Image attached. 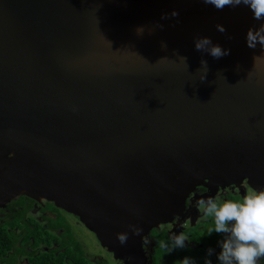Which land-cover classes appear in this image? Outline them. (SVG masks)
<instances>
[{
    "label": "water",
    "instance_id": "water-1",
    "mask_svg": "<svg viewBox=\"0 0 264 264\" xmlns=\"http://www.w3.org/2000/svg\"><path fill=\"white\" fill-rule=\"evenodd\" d=\"M260 23L202 0H0V205L51 201L145 264L143 235L203 180L264 187V48L245 39Z\"/></svg>",
    "mask_w": 264,
    "mask_h": 264
},
{
    "label": "flooded vegetation",
    "instance_id": "flooded-vegetation-1",
    "mask_svg": "<svg viewBox=\"0 0 264 264\" xmlns=\"http://www.w3.org/2000/svg\"><path fill=\"white\" fill-rule=\"evenodd\" d=\"M264 187L252 185L247 180L241 183L210 187L206 180L196 185L185 200V207L171 221L160 223L143 235L141 247L145 264H179L185 257L195 264H219L218 253L222 234L208 229L214 227V220L204 216L197 206L201 198H212L219 204L225 201L242 202L243 197ZM73 217L86 231L94 235L97 244L118 264L114 254L101 245L97 235L74 214L45 199L17 195L0 205V264H106V260L93 252L84 250L83 240L71 235L73 224L65 216ZM184 232L188 237L186 247L164 253L161 241L171 243L173 234ZM212 254L208 255V249ZM258 264H264L261 259Z\"/></svg>",
    "mask_w": 264,
    "mask_h": 264
},
{
    "label": "clouds",
    "instance_id": "clouds-1",
    "mask_svg": "<svg viewBox=\"0 0 264 264\" xmlns=\"http://www.w3.org/2000/svg\"><path fill=\"white\" fill-rule=\"evenodd\" d=\"M204 4L212 5L218 11L226 7L246 6L252 13L253 19L261 21L258 27H250L246 33V44L249 48L255 49L257 44L264 48V0H202ZM171 17H178L179 13L173 11ZM163 19H168L165 14ZM163 27V25H161ZM217 31L224 33L226 29L223 25H216ZM143 29L138 28L137 33L142 34ZM162 48H167V44L161 42ZM194 49L197 52L208 53L215 59L222 58L230 54L229 49L222 48L219 44H213L208 36L194 37ZM179 55V53H176ZM186 62L185 56H180ZM258 59V57H254ZM201 65L205 68V74L201 77L206 78L208 71L207 61L201 59ZM199 210L206 217L214 220V227L208 229V234L213 232L222 234L223 239L220 243L218 253L219 264H258L264 259V190L253 191L252 194L245 195L242 202L225 201L219 204L212 198H201L197 202ZM133 234L139 235L142 229L130 226ZM117 239L121 245L126 244L128 233H118ZM188 237L181 232L170 237L171 243L161 241L159 246L164 253H170L176 248L186 247L185 242ZM212 249H208V255L212 254ZM179 264H195V262L185 257ZM205 264H212L211 260Z\"/></svg>",
    "mask_w": 264,
    "mask_h": 264
},
{
    "label": "rangeland",
    "instance_id": "rangeland-1",
    "mask_svg": "<svg viewBox=\"0 0 264 264\" xmlns=\"http://www.w3.org/2000/svg\"><path fill=\"white\" fill-rule=\"evenodd\" d=\"M68 224H73L71 228V235H78L83 240L84 250H89L93 252V254H97L102 256L106 261V264H118L107 252H105L98 244L94 235L86 231L80 224L76 222L73 217L65 216ZM213 226H211L212 228Z\"/></svg>",
    "mask_w": 264,
    "mask_h": 264
}]
</instances>
